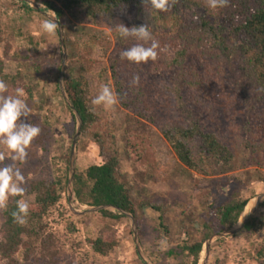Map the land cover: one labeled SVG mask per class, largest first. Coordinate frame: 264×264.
I'll use <instances>...</instances> for the list:
<instances>
[{
	"label": "rangeland",
	"instance_id": "obj_1",
	"mask_svg": "<svg viewBox=\"0 0 264 264\" xmlns=\"http://www.w3.org/2000/svg\"><path fill=\"white\" fill-rule=\"evenodd\" d=\"M57 18V14L47 8L46 0H0L3 36L0 69L10 75L20 73L18 86L13 90L8 85L5 95H14L16 88H23L24 99L32 110L31 122L41 129L28 147L27 160L17 162L25 177L23 199L29 204L35 201L32 181L63 180L65 184L61 205L45 220L47 233L54 235L50 252L40 249L30 259L20 253L16 257L17 263L13 264L191 263L192 258L185 246L203 238L206 223L216 226L217 207L240 194L243 199H251L244 219L256 205L257 198L264 195V166L246 158L247 152L239 142L249 119L248 97H244V92H236L231 82L218 85L219 88L212 87L202 94L214 105L215 118H206L210 128L226 137L240 159V166L214 176L194 172L180 162L158 124L169 118L182 120L180 112L163 95L162 69H155L153 65L156 60L172 57L169 46L158 47L154 62L134 63L141 78L150 79L154 87L152 100L160 113L159 122L155 123L124 108L113 86V78L106 74L99 76L109 67V57L117 46L111 27L107 24H79L65 15L61 20L67 51L65 85L67 78L80 73V43L97 39L99 45L90 56L93 71L88 76L92 96L94 98L104 86H108L118 101L111 107L93 106L99 119L90 132H81L76 150V172H85L89 166L104 162L102 143L94 134L99 131L107 149L110 150L116 141L121 157V181L128 186L134 201L147 203L140 217L133 215L134 219L132 213L118 210L112 211L125 216L113 219L100 211H89L91 206L81 204L70 188L73 144L80 121L61 88L64 47L60 29L54 33L42 29L45 20ZM132 18L127 14L122 16L126 23ZM154 41L160 45L156 39ZM150 45L151 41L145 46ZM0 80L4 81L1 76ZM31 83L36 85L32 98L27 91ZM130 135L137 137L140 145L143 143V157L129 151ZM0 151L6 152V149L0 145ZM10 163L12 161L6 159L0 162V166ZM151 204L159 206L160 210ZM262 204L255 215L264 214ZM4 209L0 208V232L5 221ZM216 227L215 235L223 232ZM104 233L109 240L116 242L107 256L96 252L92 243ZM1 238L0 234V241ZM259 246L264 247V228L251 233L242 230L235 235L216 237L211 242L208 264H264V254L260 255L257 250ZM206 257L205 245L200 264ZM0 264H8V261L0 256Z\"/></svg>",
	"mask_w": 264,
	"mask_h": 264
},
{
	"label": "trees",
	"instance_id": "obj_2",
	"mask_svg": "<svg viewBox=\"0 0 264 264\" xmlns=\"http://www.w3.org/2000/svg\"><path fill=\"white\" fill-rule=\"evenodd\" d=\"M46 5L60 20L68 15L79 24H107L111 27L117 46L109 57V67L99 76L106 74L113 78V86L124 108L155 123L159 122L160 113L152 100L155 90L151 80H143L138 67L119 56L120 51L137 41L121 38L119 26L147 25L160 48L169 46L172 57L156 60L153 65L155 69H162L163 95L180 112L182 120L169 118L158 124L180 162L194 172L214 176L240 166V159L226 137L210 128L206 118H215L214 105L202 95L212 87L219 88L218 85L231 82L233 89L244 92V97L249 100L250 120L245 123L239 142L247 152L246 158L264 166V0H230L228 6L216 9L209 6V0H170L167 11L155 10L144 0H46ZM125 14L133 17L129 23L122 19ZM98 45L97 39L80 43V73L66 79L67 91L84 121L83 132H90L99 119L91 104L93 96L88 77L93 71L90 56ZM174 48L177 51L174 52ZM137 75L139 82L133 83ZM0 76L13 90L19 84L20 73L10 75L1 68ZM35 86L31 83L27 89L31 98ZM94 134L102 143L104 162L89 166L85 172H76L74 190L77 200L87 206H113L139 218L147 203L135 202L128 186L121 181V157L116 141L109 150L100 138L101 133L96 131ZM136 138L130 135L129 151L141 158L143 143L140 145ZM31 188L35 201L29 204L25 224L16 223L12 216L16 201L23 197L10 196L4 209L0 256L8 264L17 263L16 257L20 253L30 259L40 249L50 252L54 242V235L47 233L45 220L61 205L65 184L63 180L50 182L43 179L32 181ZM250 201L237 194L231 201L217 207L216 226L220 231L233 229ZM150 206L160 210L159 206ZM100 212L113 219L125 216L108 209ZM216 226L205 224L203 238L185 246L192 262L180 264H200L205 244L218 231ZM263 228L264 214L258 213L246 224L243 232ZM92 243L96 252L103 256H107L116 245L105 233ZM257 250L260 255L264 254L263 246Z\"/></svg>",
	"mask_w": 264,
	"mask_h": 264
},
{
	"label": "clouds",
	"instance_id": "obj_3",
	"mask_svg": "<svg viewBox=\"0 0 264 264\" xmlns=\"http://www.w3.org/2000/svg\"><path fill=\"white\" fill-rule=\"evenodd\" d=\"M230 0H209V6L213 9L228 6ZM158 11H167L170 0H144ZM121 38H133L137 41L133 46L120 51L122 60L140 64L150 60L155 61L158 56V43L153 40L149 26L141 25L128 28L120 25ZM59 28L56 19L45 20L42 29L47 33H54ZM151 41L150 46H145ZM143 42V43H140ZM139 82V76L133 78V83ZM8 84L0 80V145L5 151H0V162L10 159L12 163L0 166V208L6 207L10 196L23 197L26 189L23 187L25 177L17 162L23 163L28 157V147L36 138L41 129L31 122L32 110L24 99L23 88H16L15 94H8ZM117 96L110 87L104 86L96 95L91 104L93 106L111 107L117 103ZM29 213V203L24 199L16 201V211L12 213L13 219L18 224H25Z\"/></svg>",
	"mask_w": 264,
	"mask_h": 264
},
{
	"label": "water",
	"instance_id": "obj_4",
	"mask_svg": "<svg viewBox=\"0 0 264 264\" xmlns=\"http://www.w3.org/2000/svg\"><path fill=\"white\" fill-rule=\"evenodd\" d=\"M46 15L49 16V14L47 12H44ZM56 22L59 24V29H60V33H61V38H62V45L64 47V63H63V69H62V74H61V88L62 91L64 93V96L66 97L67 101L69 102L70 106L72 107V109L77 113L79 121H80V125L78 128V132L76 135V138L74 140V144H73V152H72V157H73V162H72V166H71V178H70V188H71V193H75L74 190V181H75V176H76V166H75V159H76V150H77V145H78V141L81 135V132L83 130V126H84V121L83 118L81 116V114L76 110L70 96L67 93L66 90V85H65V74H66V69H67V51H66V43H65V38H64V29H63V25L61 23V20L59 18L56 19ZM264 201V195H261L260 197L257 198V202L256 205L254 206V208L246 215V217L243 219L246 210L240 220V222L231 230H226L223 231L220 234H217L215 236H213L210 240H208V242L205 244L206 245V252H207V257L204 260L203 264H208V258H209V253H210V248H211V242L216 238V237H226V236H230V235H235L238 232L242 231L244 229V227L246 226V224L255 216V214L257 213L258 209L261 207L262 202ZM248 206V205H247ZM103 209H108V210H118L121 211L122 213H128L122 209L113 207V206H91L89 211H101ZM130 214V213H128ZM132 218L134 219L133 214H131ZM205 247V246H204ZM141 252V250H140Z\"/></svg>",
	"mask_w": 264,
	"mask_h": 264
}]
</instances>
